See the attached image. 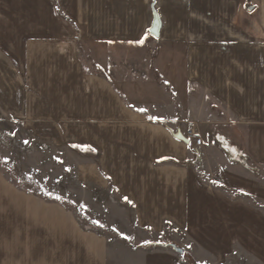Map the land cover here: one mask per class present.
<instances>
[{
	"label": "crops",
	"instance_id": "0c3cea01",
	"mask_svg": "<svg viewBox=\"0 0 264 264\" xmlns=\"http://www.w3.org/2000/svg\"><path fill=\"white\" fill-rule=\"evenodd\" d=\"M15 128L78 154L74 181L113 190L134 230L84 232L0 170V264H187L156 244L264 264V0H0V135Z\"/></svg>",
	"mask_w": 264,
	"mask_h": 264
},
{
	"label": "rangeland",
	"instance_id": "374dc122",
	"mask_svg": "<svg viewBox=\"0 0 264 264\" xmlns=\"http://www.w3.org/2000/svg\"><path fill=\"white\" fill-rule=\"evenodd\" d=\"M78 56L85 68L99 69L94 58L97 54L91 49L79 46ZM13 137L0 135V170L17 187L74 212L84 232L99 230L96 226L102 227L103 232L134 230L130 208L120 202L113 190L101 191L74 181L73 157H80L78 154L70 150L60 153L30 142L17 128ZM184 259L187 264H195L189 256Z\"/></svg>",
	"mask_w": 264,
	"mask_h": 264
},
{
	"label": "built area",
	"instance_id": "2783aa9c",
	"mask_svg": "<svg viewBox=\"0 0 264 264\" xmlns=\"http://www.w3.org/2000/svg\"><path fill=\"white\" fill-rule=\"evenodd\" d=\"M187 137H188V139L194 140V145L196 148V154L194 156V160L192 161V165L195 166V165H197V162H198V152H199L198 148L201 145V140L199 138H197L191 131H188ZM215 141H216V143H218L219 147L221 149H223L225 152L229 151V147H228L226 141L224 140V138L216 136ZM229 159L233 162L241 164L243 167H246V163H247V155L246 154L239 153L236 156L231 155V157ZM92 227H94V225Z\"/></svg>",
	"mask_w": 264,
	"mask_h": 264
},
{
	"label": "water",
	"instance_id": "95a60500",
	"mask_svg": "<svg viewBox=\"0 0 264 264\" xmlns=\"http://www.w3.org/2000/svg\"><path fill=\"white\" fill-rule=\"evenodd\" d=\"M153 18H152V22H151V26H150V29H149V34L151 37L153 38H157L158 37V34H159V29H160V20H159V17L158 15L153 12ZM177 139H180L182 140V136L180 135V133L177 132L176 136H175ZM176 253L178 254H182V250L181 249H178V250H175Z\"/></svg>",
	"mask_w": 264,
	"mask_h": 264
},
{
	"label": "trees",
	"instance_id": "16d2710c",
	"mask_svg": "<svg viewBox=\"0 0 264 264\" xmlns=\"http://www.w3.org/2000/svg\"><path fill=\"white\" fill-rule=\"evenodd\" d=\"M153 246H154V247H159V248H170V249H172L173 251L179 249L177 246L172 245V244H168V245H157V244H156V245H153ZM181 255L186 256V257L188 258V256L185 255L184 252H182Z\"/></svg>",
	"mask_w": 264,
	"mask_h": 264
},
{
	"label": "snow or ice",
	"instance_id": "6c2138e0",
	"mask_svg": "<svg viewBox=\"0 0 264 264\" xmlns=\"http://www.w3.org/2000/svg\"><path fill=\"white\" fill-rule=\"evenodd\" d=\"M152 119H154V120H155V119H158V118H157V117H153ZM26 143H27V142H26Z\"/></svg>",
	"mask_w": 264,
	"mask_h": 264
}]
</instances>
